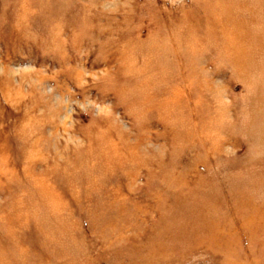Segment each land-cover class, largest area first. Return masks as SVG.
<instances>
[{"label": "rangeland", "instance_id": "obj_1", "mask_svg": "<svg viewBox=\"0 0 264 264\" xmlns=\"http://www.w3.org/2000/svg\"><path fill=\"white\" fill-rule=\"evenodd\" d=\"M0 264H264V0H0Z\"/></svg>", "mask_w": 264, "mask_h": 264}, {"label": "bare ground", "instance_id": "obj_2", "mask_svg": "<svg viewBox=\"0 0 264 264\" xmlns=\"http://www.w3.org/2000/svg\"><path fill=\"white\" fill-rule=\"evenodd\" d=\"M200 194H201V193H200ZM242 198H243V197H242ZM245 200H246V199H245ZM204 201H205V200H204ZM211 203H212V201H211ZM227 203H228V202H227ZM200 204H201V203H200ZM220 204H221V203H220ZM220 204H219V205H220ZM207 205H208V204H207ZM223 205H224V204H223ZM208 206H209V205H208ZM208 206H207V208H208ZM213 206H214V205H213ZM216 207H217V206H216ZM185 229H186V228H185ZM179 234H180V233H178V235H179ZM174 235H175V234H174ZM175 236H176V235H175ZM173 238H174V237H173ZM151 242H152V241H151ZM154 242H155V241H154ZM155 243H156V242H155ZM151 244H152V243H151ZM158 244H159V242H158ZM152 245H153V244H152ZM152 245H151V246H152ZM162 246L164 247V245H162ZM155 247H157L156 244H155ZM155 247H154V248H155ZM156 249H157V248H156ZM166 250H167V249H166ZM155 251H156V250H155ZM167 251H168V250H167ZM164 252H165V251H164ZM168 253H169V252H168ZM149 254H150V253H149ZM169 254H170V253H169ZM157 255H158V257H159L160 254H157ZM152 256H153V255H152ZM164 257H165V255H164ZM162 258H163V257H162ZM154 259H155V258H154ZM154 259H153V260H154Z\"/></svg>", "mask_w": 264, "mask_h": 264}]
</instances>
